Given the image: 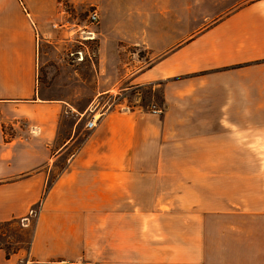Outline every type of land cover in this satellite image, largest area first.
I'll return each instance as SVG.
<instances>
[{"label":"crops","instance_id":"0c3cea01","mask_svg":"<svg viewBox=\"0 0 264 264\" xmlns=\"http://www.w3.org/2000/svg\"><path fill=\"white\" fill-rule=\"evenodd\" d=\"M91 1L94 101L150 87L165 107L118 104L79 127L68 102L42 97L31 21L48 32L57 0H0V224L34 220L28 249L0 247V264H264V0ZM198 130L215 163L234 149L235 171L214 175L239 193L251 164L249 203H179Z\"/></svg>","mask_w":264,"mask_h":264},{"label":"rangeland","instance_id":"374dc122","mask_svg":"<svg viewBox=\"0 0 264 264\" xmlns=\"http://www.w3.org/2000/svg\"><path fill=\"white\" fill-rule=\"evenodd\" d=\"M92 4H94V2L91 0H57L55 11L43 16L42 22L47 23V26L51 23L58 22L65 16L67 17V14L63 12L69 13L71 18H84ZM47 26H45V28ZM98 43L99 41L94 43V51H97ZM132 50H134V48H132ZM138 55L140 57L145 56L143 51H139ZM144 62H146V60ZM144 62L141 64L143 66L141 68L148 66V63ZM38 64L40 85L45 88L42 97L45 99L68 102L74 113L79 112L81 114L79 127H84L92 116L100 119L102 115L118 104H122V108H132L138 105L149 106V111L152 105L162 109L165 107V101L162 95L159 92L152 93L150 87H137L125 90V92L116 90L112 94L104 95L94 101V63L86 61L74 65L72 60L67 58L64 54L62 48H59V46L54 43L43 45L40 50ZM137 67H140V64H137ZM187 104L190 109L202 110L203 108L202 99L187 101ZM209 134L208 132L198 130L196 134L197 138L195 139L196 142H194L192 149H189V154H192L194 163L190 164L188 173L189 175L191 171L193 173V177L190 178V180L192 179L191 183L194 185V188L190 187L189 193L186 196H179V203L185 202L200 205L202 207L204 206V210L213 208L215 205L220 207L228 203H249L250 197L248 193L250 187L249 175L251 164L244 163L242 165L244 186L243 192L241 193L244 194H241L238 191V184L235 185L233 177L232 180H227L219 177V175H214V173L216 174L218 172L223 174L227 173V175H229L235 171L234 159H232L235 155L234 149H223L221 152L223 155H228L227 163H215L217 161V156L220 155V152L217 150L221 149L205 147L208 144L203 139ZM212 134L214 133H211V135ZM84 136H80L76 143L77 145L82 141ZM76 149L78 148H75V150ZM163 154L167 156L171 155V149H164ZM185 154L186 152L184 151V155ZM243 155L249 156V149H244ZM207 160L211 162L206 163L205 161ZM182 167L184 166L180 164V168ZM214 176L219 177L218 180L214 179ZM184 182L185 181L181 178L179 179L180 191L183 188ZM224 184L225 186H223ZM166 185L169 187L170 182L168 181ZM163 187H166L165 183ZM202 207L200 210H195V214H201ZM37 210V207H34V211L37 212ZM33 221L32 218L31 224L28 227L24 226L22 220L0 224V247L4 248L8 253H12L19 248L27 250L32 237Z\"/></svg>","mask_w":264,"mask_h":264},{"label":"built area","instance_id":"2783aa9c","mask_svg":"<svg viewBox=\"0 0 264 264\" xmlns=\"http://www.w3.org/2000/svg\"><path fill=\"white\" fill-rule=\"evenodd\" d=\"M67 14L62 20L51 23L49 25V31H42L41 27L35 22L31 21V25L34 29L36 48L37 51L41 50L43 45L52 44V41L60 42L62 44V50L67 58L72 60L74 65H78L83 62H93L96 58V51H94V43L99 41V25L100 15L94 6L88 10L84 18H71L70 14ZM64 14V15H65ZM54 32L56 35L52 36L49 32ZM54 37V39H53ZM69 45V46H68ZM151 113L159 114L161 111L157 106L152 105ZM99 118L92 116L85 124V129L88 131L93 130L96 127ZM78 149L74 151V154ZM35 214V211H32ZM26 219L22 220L23 224ZM60 264H90L86 261H62Z\"/></svg>","mask_w":264,"mask_h":264}]
</instances>
